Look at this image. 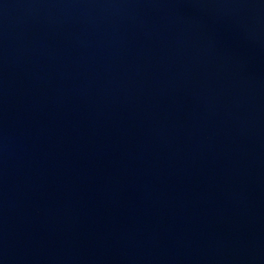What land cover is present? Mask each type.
Returning <instances> with one entry per match:
<instances>
[{"label": "water", "instance_id": "95a60500", "mask_svg": "<svg viewBox=\"0 0 264 264\" xmlns=\"http://www.w3.org/2000/svg\"><path fill=\"white\" fill-rule=\"evenodd\" d=\"M0 264H264V0H0Z\"/></svg>", "mask_w": 264, "mask_h": 264}]
</instances>
